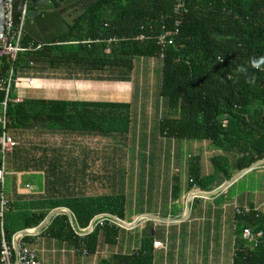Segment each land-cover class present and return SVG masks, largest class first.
I'll use <instances>...</instances> for the list:
<instances>
[{"label": "trees", "instance_id": "16d2710c", "mask_svg": "<svg viewBox=\"0 0 264 264\" xmlns=\"http://www.w3.org/2000/svg\"><path fill=\"white\" fill-rule=\"evenodd\" d=\"M189 13L179 34L160 59L158 38L175 31L177 0H99L71 24L69 34L49 44L28 35L15 64L19 76L33 72L129 74L139 59L161 60L160 96L167 114L159 132L178 140L209 141L215 148L237 154L236 170L245 171L264 160V0H185ZM144 40H139L140 36ZM33 44V49L29 50ZM0 75L11 65L0 59ZM16 90L11 94L15 97ZM5 93L0 92V103ZM8 130L51 126L65 132L94 136L126 135L132 121L131 105L112 102H74L25 99L9 103ZM224 120L228 121L226 126ZM0 125V136L2 134ZM3 188L0 184V202ZM69 209L80 229L89 227L100 214L124 220L126 199L122 196L70 200H20L9 202L2 233L8 244L19 232L37 228L50 212ZM239 230L233 264H264V239L255 245L244 239L245 230L264 232V216L250 211L238 217ZM101 229L80 237L67 214L52 219L43 233L49 237L85 244L90 255L99 246ZM26 239V237L24 238ZM120 264H154L152 244L140 251L117 256ZM1 264V247H0Z\"/></svg>", "mask_w": 264, "mask_h": 264}, {"label": "crops", "instance_id": "0c3cea01", "mask_svg": "<svg viewBox=\"0 0 264 264\" xmlns=\"http://www.w3.org/2000/svg\"><path fill=\"white\" fill-rule=\"evenodd\" d=\"M139 60L140 64L126 75L73 73L72 98L62 97L60 92L55 93L57 97H32L33 88L26 83L19 90L25 99L127 103L132 111L126 135L101 137L43 126L41 131L30 129L26 138V130L13 131L19 145L7 158L6 176L22 159V165L31 162L27 166L36 168L44 184L29 192L14 187L5 196L9 202L122 196L126 199L123 221L139 220L130 230L101 229L98 249L88 257L75 252V243L43 233L47 225L24 239L42 264H120L115 257L134 255L147 241L152 244L154 264H233L239 230L236 210L264 216V164L241 174L236 170L237 154L219 150L209 141L178 140L161 134L159 123L167 114L166 102L160 96L161 60ZM145 88L156 90L158 100L141 99ZM152 123L156 127L151 130ZM55 131L71 142L65 163L61 160L63 148L46 145L47 134ZM24 139L35 146L23 159L19 147ZM130 141H137L139 146L133 171L140 172L143 166L141 181L133 178L128 182L125 178V145ZM68 216L74 231L85 230L78 227L71 211ZM156 242L163 248H155ZM60 247L67 258L51 257Z\"/></svg>", "mask_w": 264, "mask_h": 264}, {"label": "built area", "instance_id": "2783aa9c", "mask_svg": "<svg viewBox=\"0 0 264 264\" xmlns=\"http://www.w3.org/2000/svg\"><path fill=\"white\" fill-rule=\"evenodd\" d=\"M15 0H4V33L0 35V59H7L11 65V68L5 77L0 75V92L5 93V99L0 103V125L2 126V134L0 136V184L2 185L4 191V185L6 180V166L8 156L14 152L18 147V142L16 139L8 133V126L10 125V120L7 116V110L9 103L21 104L24 102L25 98L19 92L22 87V81H25L28 88H35L37 86V80L33 77H29L26 80L22 79L21 76L16 72L15 64L21 53L25 52L27 49L24 46V41L26 37L25 25L29 18L30 7L32 0H21V10L16 19L15 11ZM174 13L177 16L176 30L166 31L158 38V45L161 48L160 59L165 58V52L168 49L174 37L179 34V27L181 26L184 17L189 13V8L185 0H177L174 7ZM139 40H144L145 36H140ZM42 44L38 45L37 49L41 48ZM34 45L31 44L29 50L33 49ZM1 72V65H0ZM16 90L17 94L12 97L11 94ZM228 124L227 120H224L223 125ZM9 204L6 199L4 192H2L1 202H0V217L3 218L5 208ZM238 215H244L249 213L250 210H236ZM139 220L132 223L124 222L116 216L110 214H100L97 215L89 227L85 230H77L76 233L80 237H85L90 231H93L96 227L104 228L106 226L133 229ZM32 230V229H29ZM26 235H21V232L14 235L12 243L8 244L5 240L4 234L2 233V240L0 242L1 247V264H42L36 252L32 250L26 243H24V238ZM243 237L245 240L259 245L264 239V232L260 231L254 233L251 229L245 230ZM155 248H163V244L156 242L154 244ZM75 252L81 254L82 257L90 256V253L85 244H81L75 249Z\"/></svg>", "mask_w": 264, "mask_h": 264}, {"label": "rangeland", "instance_id": "374dc122", "mask_svg": "<svg viewBox=\"0 0 264 264\" xmlns=\"http://www.w3.org/2000/svg\"><path fill=\"white\" fill-rule=\"evenodd\" d=\"M148 61V60H147ZM140 60H136L135 62V66H138L140 64ZM40 72H33L31 73V77L33 78H39L37 79V86L35 88H33V93H32V97H57L55 93L60 92L62 93L64 96L62 97H68V98H72V77L69 73L64 72V71H59V72H46L43 73V75H39ZM158 74V72H157ZM110 75H106V74H102V77L105 79H109ZM25 79L29 78L28 76L23 77ZM22 85H25V81L21 82ZM51 92V93H49ZM44 95V96H43ZM151 98V100L155 101L158 100V96L156 93V90H147V88L144 89V91H142L141 93V99L143 100H147ZM151 130L155 129L156 124L152 123L150 125ZM33 129V128H32ZM35 129H39L40 131L42 130V126L37 127ZM25 131L24 136L27 138L29 136V130L30 129H22L21 131ZM13 129H9L8 133L10 135H13ZM34 131V130H32ZM47 142L46 145H48L49 147H53V148H57V149H61L63 148V155H62V159L64 160L62 163H65L67 160V155L64 156L65 154L68 153V147L69 145H71V142H69L66 139V136L62 133H59L58 131H55L54 133L51 132L50 134H47ZM137 143V141H136ZM135 143V141H130L127 145H125V157H126V168H127V175H126V180L128 182H131L133 180V178L138 179V180H143L144 177V172H143V166H141V170L140 172H134L133 171V160L135 158H137L136 153H137V148L139 146H137V144ZM136 144V145H135ZM37 145V142H36ZM35 145H33L28 139H24L23 142H21L19 149L22 151L23 154V159H24V153L26 156V153H30V151L34 148ZM140 149H143V141L142 144L140 145ZM36 157V156H35ZM142 157H140L141 159ZM20 160V162H19ZM143 160V158L141 159ZM22 159H18L16 162V167L15 169H8L7 172V176H6V180H5V185H4V194L5 196H8V194H10L13 191V188H19L20 191H33L34 188H36L37 186H43L44 184V178L40 173L36 172V168L35 167H30L27 165H31L30 161H26V165H22ZM58 163H60L59 161H56ZM19 163H21V165H18ZM33 163H36V161L34 160ZM27 166V167H26ZM131 168V171H130ZM32 187V190H29V188ZM28 188V190H27ZM62 246V244H61ZM62 247H60L59 249H56V253H51L50 256L51 257H55V258H59L61 260L66 259L67 254L65 255L61 249ZM70 248V246H68V249ZM69 253V252H68Z\"/></svg>", "mask_w": 264, "mask_h": 264}, {"label": "water", "instance_id": "95a60500", "mask_svg": "<svg viewBox=\"0 0 264 264\" xmlns=\"http://www.w3.org/2000/svg\"><path fill=\"white\" fill-rule=\"evenodd\" d=\"M99 0H32L29 18L25 25L26 34L39 44H49L57 38L67 35L71 31V24L68 21L67 14L70 11L68 7L70 3L73 8H81V12L88 11ZM16 19L21 10V0H15ZM4 0H0V35L4 33ZM78 18L74 20L76 23ZM1 53V51H0ZM264 164V160L254 164L249 169L242 171L244 174L260 165ZM70 214L67 208H58L49 213L46 219L37 228L25 230L21 235H31L39 233L47 225L50 224L53 218L60 214Z\"/></svg>", "mask_w": 264, "mask_h": 264}, {"label": "flooded vegetation", "instance_id": "af4514ba", "mask_svg": "<svg viewBox=\"0 0 264 264\" xmlns=\"http://www.w3.org/2000/svg\"><path fill=\"white\" fill-rule=\"evenodd\" d=\"M72 6H73V4L70 3L69 6H68L70 8V11L67 14V16L69 18L68 21L70 22V24H73L74 20H76L77 18H79L80 15L82 14L81 8H73L72 9Z\"/></svg>", "mask_w": 264, "mask_h": 264}]
</instances>
